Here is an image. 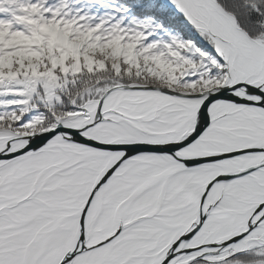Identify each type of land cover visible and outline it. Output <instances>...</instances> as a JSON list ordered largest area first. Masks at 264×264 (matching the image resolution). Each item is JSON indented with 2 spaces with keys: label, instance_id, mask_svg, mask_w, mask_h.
Here are the masks:
<instances>
[{
  "label": "snow or ice",
  "instance_id": "1",
  "mask_svg": "<svg viewBox=\"0 0 264 264\" xmlns=\"http://www.w3.org/2000/svg\"><path fill=\"white\" fill-rule=\"evenodd\" d=\"M0 264H264V0H0Z\"/></svg>",
  "mask_w": 264,
  "mask_h": 264
}]
</instances>
